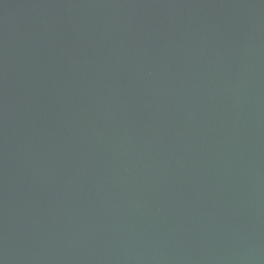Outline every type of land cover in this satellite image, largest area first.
<instances>
[{
	"label": "water",
	"instance_id": "obj_1",
	"mask_svg": "<svg viewBox=\"0 0 264 264\" xmlns=\"http://www.w3.org/2000/svg\"><path fill=\"white\" fill-rule=\"evenodd\" d=\"M0 264H264V0H0Z\"/></svg>",
	"mask_w": 264,
	"mask_h": 264
}]
</instances>
